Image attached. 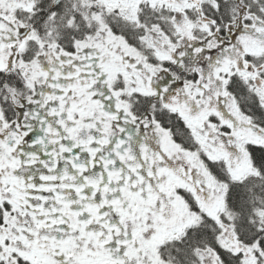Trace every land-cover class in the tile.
<instances>
[{
	"label": "snow or ice",
	"instance_id": "1",
	"mask_svg": "<svg viewBox=\"0 0 264 264\" xmlns=\"http://www.w3.org/2000/svg\"><path fill=\"white\" fill-rule=\"evenodd\" d=\"M0 264H264V0H0Z\"/></svg>",
	"mask_w": 264,
	"mask_h": 264
}]
</instances>
